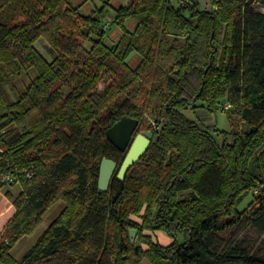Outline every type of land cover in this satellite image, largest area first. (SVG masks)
Wrapping results in <instances>:
<instances>
[{
	"label": "trees",
	"instance_id": "1",
	"mask_svg": "<svg viewBox=\"0 0 264 264\" xmlns=\"http://www.w3.org/2000/svg\"><path fill=\"white\" fill-rule=\"evenodd\" d=\"M98 1L82 15L70 0H0V189L21 187L0 200V264H264L219 239L247 224L264 233V0ZM186 109L223 112L229 130ZM122 116L153 138L99 193L101 160L124 156L105 136ZM58 200L16 261L13 246Z\"/></svg>",
	"mask_w": 264,
	"mask_h": 264
},
{
	"label": "rangeland",
	"instance_id": "2",
	"mask_svg": "<svg viewBox=\"0 0 264 264\" xmlns=\"http://www.w3.org/2000/svg\"><path fill=\"white\" fill-rule=\"evenodd\" d=\"M73 5H80V13L82 15H86L91 12V10L96 6H100V2L98 0H70ZM82 2H84L82 4ZM111 3V1H110ZM114 4V2H112ZM111 4V5H112ZM200 8L202 9H209V0H199ZM255 8L264 13V5L262 4H255ZM110 12V11H109ZM105 23V22H104ZM108 25V24H107ZM109 27V25H108ZM114 28L112 31H115ZM171 39L173 36L170 37ZM183 37H181L182 39ZM111 39V38H110ZM112 40V39H111ZM37 49L45 56L46 48L48 47L44 41H40L39 44L36 45ZM134 59L130 57V63L133 62ZM27 79H21L17 82V87H23ZM14 97V96H13ZM183 113L191 119L198 120L204 126L212 127L217 129L218 131H227L229 130V124L226 119L225 113L218 112L216 115L208 117L205 111L198 110L197 112L193 113L191 109H186ZM215 140L221 142V136L215 135ZM10 183V182H8ZM21 191V187L18 183L11 184L2 187L0 189V200L4 197L5 193L8 192L11 194L12 197H16ZM249 202L247 200L244 203V207ZM65 205L61 200L56 201L48 208L46 213L42 216L41 223L37 226L36 230L29 236L20 239L12 248L10 254L16 260L19 261L21 258L27 253V251L34 245L35 241L39 238L41 233L49 226V224L61 213L64 209ZM131 219L141 224V220L138 216H131ZM143 234L145 236H149L153 242L161 244V245H169L175 239L181 240L182 236L180 235H169L164 231L161 230H143ZM131 239V238H130ZM220 242L223 243L227 240H231L232 243L237 244L239 247H243L246 249L248 253L254 254L258 257L264 258V233L260 234L256 232L254 229L251 228L250 224L242 225L235 229L232 232H226L219 236ZM133 241L132 244L140 245L142 248L146 249V245L142 243L139 238H137L136 232L134 237L131 239ZM182 241V240H181ZM180 241V242H181ZM144 264H147L145 261Z\"/></svg>",
	"mask_w": 264,
	"mask_h": 264
},
{
	"label": "water",
	"instance_id": "3",
	"mask_svg": "<svg viewBox=\"0 0 264 264\" xmlns=\"http://www.w3.org/2000/svg\"><path fill=\"white\" fill-rule=\"evenodd\" d=\"M138 120L122 116L114 122L106 131V139L124 156L118 165L116 160L103 158L99 164L97 178V191L104 193L108 191L113 177L119 182L124 180L128 169L136 163L147 150L153 133L145 130L135 134L138 127ZM135 230H130L129 237L132 239ZM133 243V241L131 240Z\"/></svg>",
	"mask_w": 264,
	"mask_h": 264
},
{
	"label": "crops",
	"instance_id": "4",
	"mask_svg": "<svg viewBox=\"0 0 264 264\" xmlns=\"http://www.w3.org/2000/svg\"><path fill=\"white\" fill-rule=\"evenodd\" d=\"M74 1V0H73ZM86 1V0H85ZM112 2H114V4H112ZM84 2H82V4H83ZM126 3V0H111V4H112V7H114V8H117V7H119V6H121V5H124ZM89 14V13H88ZM127 27L129 28V29H131V28H133L134 27V23H131V22H127ZM118 35H119V31L116 29L115 31H111L110 32V34H109V37L107 38V42L108 43H111L112 42V40H116L117 39V37H118ZM112 40H111V39ZM137 61H138V59H137ZM136 61V59H134V61L133 62H137Z\"/></svg>",
	"mask_w": 264,
	"mask_h": 264
},
{
	"label": "built area",
	"instance_id": "5",
	"mask_svg": "<svg viewBox=\"0 0 264 264\" xmlns=\"http://www.w3.org/2000/svg\"><path fill=\"white\" fill-rule=\"evenodd\" d=\"M226 107V106H225ZM157 128V127H156ZM8 180H10V178L8 176H4L1 178L2 182H8Z\"/></svg>",
	"mask_w": 264,
	"mask_h": 264
}]
</instances>
